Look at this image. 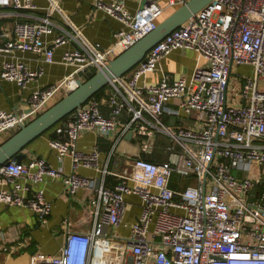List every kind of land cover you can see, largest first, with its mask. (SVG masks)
I'll return each instance as SVG.
<instances>
[{
	"label": "built area",
	"instance_id": "2783aa9c",
	"mask_svg": "<svg viewBox=\"0 0 264 264\" xmlns=\"http://www.w3.org/2000/svg\"><path fill=\"white\" fill-rule=\"evenodd\" d=\"M186 1L142 0L131 11L126 0H94L124 25L108 47L86 40L77 26H61L54 15L69 21L59 0H47L45 12L32 19H15L12 36L0 38V53L32 51L52 63L55 49L73 41L75 46L61 56L73 70L58 82L33 88L21 109L0 108V142L152 30L165 11ZM5 7L38 6L34 0H0V25L8 14ZM177 49L193 50L204 61L189 75L163 74L157 83H147L146 75L160 59ZM43 72L42 66L31 68L12 56L0 67L1 79L21 87ZM109 84L108 92L91 97L57 126L64 138L50 140L58 157H70L71 172L39 157H12L0 165V200L28 208L41 224L51 203L42 190L25 195L28 186L21 180L49 175L62 178L71 194L84 187L98 193L96 203L87 207L92 228L74 230L65 218L59 250L34 255L33 264H264V0H212ZM103 104L111 115L102 114ZM181 111L195 114L194 125L177 123ZM166 115L173 119L170 125L163 121ZM85 131L114 136L104 165L97 143L88 150L78 147ZM128 133L141 136L138 151L118 148L121 139L130 142ZM158 133L171 144L161 146L166 158L150 159L146 155L158 146ZM117 155L128 160L110 169L109 160ZM81 166L101 174L83 175L77 171ZM105 175L117 178L113 186L104 184ZM174 175L180 176L177 186ZM181 177L189 178L182 188ZM132 193L140 198V212L128 224V234L114 233L123 224L125 195ZM27 245V238L11 241L0 232V252L8 256Z\"/></svg>",
	"mask_w": 264,
	"mask_h": 264
},
{
	"label": "crops",
	"instance_id": "0c3cea01",
	"mask_svg": "<svg viewBox=\"0 0 264 264\" xmlns=\"http://www.w3.org/2000/svg\"><path fill=\"white\" fill-rule=\"evenodd\" d=\"M34 2L38 6L36 9L5 7L8 14L2 18L0 25L1 39L12 36V25L15 19H32L35 15L45 12L47 0H34ZM59 2L69 22L59 15H54L53 18L63 27L69 28V24L77 26L82 37L90 42L100 43L102 47L110 46L114 32L124 27L120 20L96 7L94 0H59ZM141 2L142 0H126V6L129 10L134 11L141 5ZM74 46L73 41L58 46L54 51V62L52 63H45L41 55L32 51L14 50L9 54L0 53V67L3 60L12 56L23 60L31 68L42 66L44 69L43 74L37 80L28 83L26 87H21L15 81L1 79L0 77V108L5 110L21 109L26 105L33 88L44 87L63 79L73 70V66L67 65L61 60L62 53ZM195 54L193 50L177 49L172 51L160 59L156 69L146 75L145 81L147 83H157L163 74H168L174 78L189 75L196 63L201 61L198 53L196 54L197 58H195ZM108 91L109 88L105 90V92ZM62 95L63 93L59 94L51 103ZM170 105L174 104L170 102ZM100 109L103 115H111L108 105L103 104ZM175 118L177 123L181 125L192 126L194 125L195 114L181 111ZM164 119L169 125L173 121L169 115L164 116ZM8 136L9 134H5L2 140ZM54 138H64V135L57 131V126L44 132L26 146L24 149L26 156L23 161L38 157L44 158L51 166L62 167L66 173L71 172L70 157L68 155L63 158L58 157L56 150L51 146L50 140ZM127 138L130 142L121 139L118 148L121 150L124 148V151L129 150V152L138 151L137 141L141 139V136L128 133ZM113 139L114 136L105 137L98 135L95 131H85L78 138V147L88 150L97 143L100 149V164L104 165ZM165 139V135L158 133L156 137L158 146L155 147L152 153L145 155L155 160L166 158V154L161 149V146L165 145L163 143ZM127 160L124 155L112 156L108 163L109 168L117 167L120 169ZM77 171L91 177H97L101 174L94 168L82 166ZM174 180L172 185L177 186L176 181L180 180V176L174 175ZM116 181L115 176L105 175L104 184L106 186H113ZM21 182L28 186V189L24 191L25 195L30 196L36 191L42 190L44 197L51 203V210L47 222L41 224L37 216L28 208L0 200V232H3L6 238L11 241L20 238L28 239V245L21 248V251L16 255L8 256L6 253L0 252V264H33L34 255L38 253L55 254L64 241L63 220L65 218L71 221V227L74 230L88 231L92 228L93 216L88 213L87 207L90 209L98 199V193L95 189L89 187L79 188L78 191L71 194L66 189L62 178L49 175L44 176L40 181L21 180ZM188 182L189 178L181 177V188ZM125 200L126 210L123 224L112 229L114 233L128 234V224L140 212V198L138 195L127 194Z\"/></svg>",
	"mask_w": 264,
	"mask_h": 264
},
{
	"label": "water",
	"instance_id": "95a60500",
	"mask_svg": "<svg viewBox=\"0 0 264 264\" xmlns=\"http://www.w3.org/2000/svg\"><path fill=\"white\" fill-rule=\"evenodd\" d=\"M211 1L187 0L184 4L171 9L152 30L127 49L110 58L92 75L84 80H78L76 87L67 91L34 118L21 124L17 130L0 142V165L12 157L18 161L23 160L26 156L24 149L32 140L63 120L74 109L86 103L97 92L109 85L113 79L130 71L144 59L147 52L158 41Z\"/></svg>",
	"mask_w": 264,
	"mask_h": 264
},
{
	"label": "trees",
	"instance_id": "16d2710c",
	"mask_svg": "<svg viewBox=\"0 0 264 264\" xmlns=\"http://www.w3.org/2000/svg\"><path fill=\"white\" fill-rule=\"evenodd\" d=\"M171 9L165 11V13L161 16L160 19H162L163 16H165L167 14V12H169ZM95 72V70H91L88 74L87 77H89L90 75H92ZM107 87V86H106ZM106 87H104L102 90H100L99 92H97L94 96H100L101 94H103L106 90ZM66 117L61 120L60 122H58L57 124H55L53 127H51L49 130L53 129L54 127L58 126L59 124H62L65 121ZM48 131V130H47Z\"/></svg>",
	"mask_w": 264,
	"mask_h": 264
},
{
	"label": "rangeland",
	"instance_id": "374dc122",
	"mask_svg": "<svg viewBox=\"0 0 264 264\" xmlns=\"http://www.w3.org/2000/svg\"><path fill=\"white\" fill-rule=\"evenodd\" d=\"M194 52V51H193ZM196 54H197V52H195ZM195 54V55H196ZM195 58H197V55L195 56ZM203 59L201 58V61H202ZM200 61V63H202ZM241 70H245V71H247V70H249V67H241L240 68ZM234 74V72H232V75ZM107 88H111V84H109V85H107ZM106 88V89H107ZM235 90H239L240 89V87H238L237 88V85H236V87L234 88ZM229 90H230V85H229ZM52 104V103H51ZM163 121L165 122V123H168L165 119H163ZM163 143H165V145L167 146V145H170L171 144V142H170V140H169V138H167L166 137V139L164 140V142ZM240 174V173H239Z\"/></svg>",
	"mask_w": 264,
	"mask_h": 264
}]
</instances>
